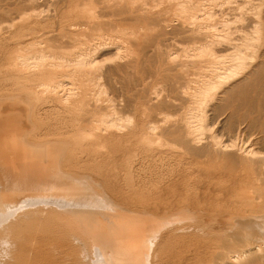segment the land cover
Masks as SVG:
<instances>
[{
	"label": "rangeland",
	"instance_id": "rangeland-1",
	"mask_svg": "<svg viewBox=\"0 0 264 264\" xmlns=\"http://www.w3.org/2000/svg\"><path fill=\"white\" fill-rule=\"evenodd\" d=\"M229 48L260 70L264 0H0V119L22 108L18 145L55 143L98 201L38 202L0 161V264H109L108 214L157 223L144 264H264V98Z\"/></svg>",
	"mask_w": 264,
	"mask_h": 264
},
{
	"label": "bare ground",
	"instance_id": "bare-ground-1",
	"mask_svg": "<svg viewBox=\"0 0 264 264\" xmlns=\"http://www.w3.org/2000/svg\"><path fill=\"white\" fill-rule=\"evenodd\" d=\"M243 53H245V51L242 49H238V50L235 49L234 51H232L231 49L228 50L224 54L225 61H224V63L222 62V64H221L220 69L222 71H220V73L225 74V77H227V78L232 77L233 80H231V82L232 81H238L235 84V87L237 88L235 90V92H238V91L240 93L241 92H245V93L251 92V94H253V98H258L261 96L264 98V51L262 52V54L259 55V56H261L260 58H258L259 62L257 60V62L260 64L258 66L259 67L261 66L260 70L257 67L258 71H253V72H252L253 68L251 67V66H253V64H250V67L252 68V70L248 69V68L245 70L243 69L245 66L249 65L245 61L246 57L243 56ZM244 57H245V59H244ZM240 68H241V72L238 73L237 70ZM235 69H236V72L234 71ZM249 71H251V72H249ZM217 72H219V71H217ZM232 73H234L235 75ZM241 78H242V80H239ZM13 107H14V105H13ZM16 107H17V105H16ZM11 108L12 107H10V109ZM25 109H26V107H25ZM14 110H15V108H14ZM18 110H19V108H18ZM18 110L16 108V111H18ZM16 111H13V113H10L9 117L4 118V119L3 118L0 119V121H1L0 124L3 125L2 128L0 127V129L2 130L1 133L5 135L3 137H0L1 148L4 150L2 152V149L0 148V161H5V159H10L12 161L19 162V165H18L19 171H17V173H16V171H14L16 173V174H14V177L19 179L18 181L21 183L20 190H19V188H17L18 186H16V188L18 189L17 191L21 192V191H24L25 189H27V191L29 189H32V190L35 189L39 193V195H37L35 197L37 201L40 199L46 200L49 197H53V199L56 198L55 200L58 199V201L59 200L60 201L61 200H67L71 203H77V204H79V207L78 206L74 207V206H69V205L68 206L72 208V209L70 208L71 210L75 209L76 211L79 210V212H81V210H80L81 205L83 207H87V206L88 207L89 206L94 207L95 205H98L97 204L98 201L94 200L93 198H90V196H86L87 195L86 194L87 189H85V190H84V188L78 189L77 187H76L77 189H74L75 188L74 186H76L74 183L77 180L75 182H74V180L69 181L66 179L69 177H66L63 174V172L62 173L59 172L61 170L58 169V166H59L58 161H59V157H60L59 152H61V151H59L60 148L58 145H57L58 147L55 148L53 146L55 143H52V142L47 143V144H42V145L46 146L45 149L43 148L42 151L38 150L37 149L38 147L37 148L35 147V149H34V147L33 148L29 147L28 146L29 144H27V143H26L27 145L25 144L22 147H21V144L18 145V143H20V140H21L20 138L24 135V133L29 132V130L27 131L28 125H26V119L28 117L25 118L23 116L25 119L22 118V113L24 114V112L21 113V111H23L22 108H21V111L19 110L20 113H15ZM6 113H7V110H6ZM6 113L4 114V116L6 115ZM1 114H3V113H1ZM18 114H20V115H18ZM25 116H27V115H25ZM26 137L27 136H25V138ZM21 142H23V139ZM230 149L231 148L227 147L225 150H230ZM260 158L264 159V154L260 155ZM243 162H244V160L242 161V164H243ZM18 169L16 168V170H18ZM11 172H12V170H11ZM260 177H261V175H260ZM1 178H2V176H1ZM72 179H70V180H72ZM77 183H79V181ZM1 185L2 184L0 182V187H1ZM19 186H20V184H19ZM80 186L83 187L81 182H80ZM12 189H13V187H12ZM39 190H40V192H39ZM244 193H246V195H247L246 198L252 199L251 198L252 195L249 192V190L245 191ZM27 194H29V193H26V195ZM23 196H25V195L23 194ZM29 196H30V194H29ZM32 196L33 197H30L29 200L31 202L36 201L34 198V195H32ZM5 197H2V198H5ZM40 202H42V201H40ZM1 206L4 208V207H7V204L3 205V203H2ZM13 206H14V204H13ZM64 208H66V205ZM65 211H66V209H65ZM109 213H110V211H109ZM120 213H118V214H120ZM126 215H128V214L126 213ZM96 217H99V215L92 214L91 216L88 217V219H86V222L87 223L91 222L93 219L95 220ZM138 217H139V215H138ZM145 218H146V220H148L147 217H145ZM148 218H149V216H148ZM150 218H151V216H150ZM122 219H123V217H122ZM100 220L101 221L98 222L96 227H95V231L97 230L96 232L98 233L100 240L102 242H104V243L108 242L113 237V235L116 233H119V235H120V237L117 238L115 241H113L112 244H109V246L106 245L113 252L112 253L113 256L110 255L111 257H108L110 259L109 260L106 259L109 264H142V263L144 264L145 263V257L147 258V252H149L148 247L150 246V248H151V245H149L148 241L150 240V237L154 233V231L157 230V228H158L157 223H155L154 221L151 222L150 220L148 222H145V220H144V222H142L143 220L141 221L140 218L139 219H131V220H129L130 223H128L126 221L127 219L126 220L123 219L128 224H127V227L126 226L122 227L123 225L120 227L123 230L121 232L120 228L116 227V225H117L116 221L114 222V218L113 217L110 218L109 214L107 217V220L109 222L108 223L109 225L107 228H105V225L102 224L104 220L103 221H102V219H100ZM153 220H154V218H153ZM97 221H99V220H97ZM121 221H119V222L122 224ZM119 222H117V223L119 224ZM170 224H171V222H170ZM94 226H95V224H94ZM94 226L93 227L90 226V229L92 232H94V229H93ZM162 226H163V224H162ZM123 232L126 233V234H124L125 237H123L124 235L121 234ZM154 235H153V237H154ZM150 241H152V240H150ZM150 248H149V250H151ZM254 249H256V248H254ZM250 251H252L251 253L255 252V250H253L251 247H250V249L247 250V252H245V251L244 252L248 253ZM245 253H243V254L246 256L250 255V254H245ZM251 255H253V254H251ZM106 260H104V263L107 262ZM233 262H235V260H233L232 262H229V263H233ZM254 262H256V261H254ZM251 263H253V262H251Z\"/></svg>",
	"mask_w": 264,
	"mask_h": 264
}]
</instances>
